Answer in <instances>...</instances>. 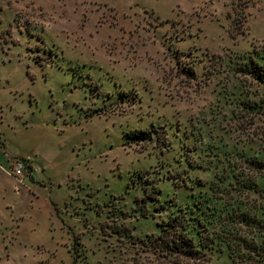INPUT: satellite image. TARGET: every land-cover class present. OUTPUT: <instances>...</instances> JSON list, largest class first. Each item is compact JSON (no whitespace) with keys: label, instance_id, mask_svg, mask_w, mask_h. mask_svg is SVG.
I'll return each instance as SVG.
<instances>
[{"label":"rangeland","instance_id":"1","mask_svg":"<svg viewBox=\"0 0 264 264\" xmlns=\"http://www.w3.org/2000/svg\"><path fill=\"white\" fill-rule=\"evenodd\" d=\"M258 66L264 0H0V122L53 150L60 211L6 264H169L143 240L179 206L264 222Z\"/></svg>","mask_w":264,"mask_h":264},{"label":"crops","instance_id":"2","mask_svg":"<svg viewBox=\"0 0 264 264\" xmlns=\"http://www.w3.org/2000/svg\"><path fill=\"white\" fill-rule=\"evenodd\" d=\"M34 141L27 127L5 130L0 122V250L3 252L4 232L6 239L12 240L8 258L2 264L10 262L11 257L24 255L23 242L30 240L38 228L51 224L60 212L51 186L54 152ZM25 156L33 160V173L20 182L9 171L14 159Z\"/></svg>","mask_w":264,"mask_h":264},{"label":"trees","instance_id":"3","mask_svg":"<svg viewBox=\"0 0 264 264\" xmlns=\"http://www.w3.org/2000/svg\"><path fill=\"white\" fill-rule=\"evenodd\" d=\"M257 68L260 72L256 76L264 80L262 67ZM257 164L263 166V162ZM218 212L216 208L212 211L210 206L204 207L203 203L196 207L179 206L168 219L158 223L160 233L143 240V246L165 263L209 264L211 257L204 250L224 238L233 264H264V239L258 240L264 234L263 220L236 208L232 214H220L221 226L228 227L222 234L212 229L214 221L208 219Z\"/></svg>","mask_w":264,"mask_h":264},{"label":"built area","instance_id":"4","mask_svg":"<svg viewBox=\"0 0 264 264\" xmlns=\"http://www.w3.org/2000/svg\"><path fill=\"white\" fill-rule=\"evenodd\" d=\"M33 173V160L30 156L14 159L9 174L22 182V179Z\"/></svg>","mask_w":264,"mask_h":264}]
</instances>
